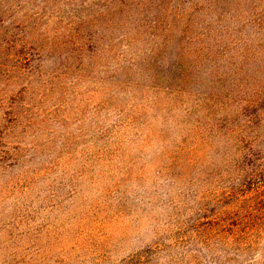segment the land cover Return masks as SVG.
I'll return each instance as SVG.
<instances>
[{"label": "trees", "instance_id": "1", "mask_svg": "<svg viewBox=\"0 0 264 264\" xmlns=\"http://www.w3.org/2000/svg\"><path fill=\"white\" fill-rule=\"evenodd\" d=\"M6 2L0 0V162L18 153L3 138L7 120L17 123L29 105L19 96L45 81ZM99 6L87 22L67 28L62 60L93 70L103 59L137 91L96 92L88 158L100 173L113 159L134 164L142 156L155 178L171 182L167 203L152 204L162 211L143 210L154 232L150 244L114 260L96 250L90 262L251 264L264 236V0ZM99 22L100 32L92 31ZM111 101L121 104L101 114ZM70 260L60 256L53 264Z\"/></svg>", "mask_w": 264, "mask_h": 264}, {"label": "rangeland", "instance_id": "2", "mask_svg": "<svg viewBox=\"0 0 264 264\" xmlns=\"http://www.w3.org/2000/svg\"><path fill=\"white\" fill-rule=\"evenodd\" d=\"M101 3L7 0L2 6L17 18L13 30L24 36L45 81L19 96L29 104L19 111V121L7 120L3 140L18 153L0 162V264H53L65 255L71 264H92L96 250L103 259L114 260L154 239L143 210L153 208L154 216L162 211L152 204L167 203L171 181L155 178L153 165L142 156L134 164L113 159L100 173L88 158L96 92L137 88H129L131 77L106 69L103 59L95 61L93 70L62 60L67 50L59 41L67 28L80 19L87 22ZM100 27L99 22L92 31L100 32ZM119 104L106 103L100 112L112 113ZM251 258V264H264V236Z\"/></svg>", "mask_w": 264, "mask_h": 264}]
</instances>
